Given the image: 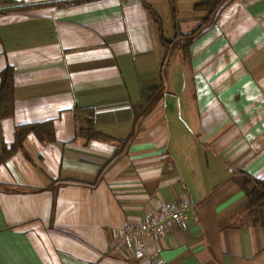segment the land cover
<instances>
[{
    "label": "crops",
    "instance_id": "crops-1",
    "mask_svg": "<svg viewBox=\"0 0 264 264\" xmlns=\"http://www.w3.org/2000/svg\"><path fill=\"white\" fill-rule=\"evenodd\" d=\"M179 4L188 33L204 13ZM160 7L173 20L167 0H0V135L21 142L0 160V264H264L234 179L264 180V0H226L172 75ZM167 206L186 219L110 252Z\"/></svg>",
    "mask_w": 264,
    "mask_h": 264
},
{
    "label": "trees",
    "instance_id": "trees-1",
    "mask_svg": "<svg viewBox=\"0 0 264 264\" xmlns=\"http://www.w3.org/2000/svg\"><path fill=\"white\" fill-rule=\"evenodd\" d=\"M170 6L172 17H173V29H174V36L171 39H166L163 36V26L162 21L157 20L159 25V37L162 41V45L166 50V54L170 53L175 45V41L177 42L179 37H183V41L181 42L180 49H185L188 43L192 40V38L201 31L207 24H209L214 15L218 12L221 6L224 4L226 0H200L193 4V10L204 12V17L202 18L201 22L191 29L188 33H182L179 28V24L176 21V0H167ZM41 5V4H38ZM20 7H15V9ZM22 8V7H21ZM166 57L164 58L165 64ZM12 68L10 66H6L3 70L0 71V120L1 117L8 114L10 111V92L12 87ZM160 91V87H155L151 89L144 90L142 93V99L148 100L150 97L156 96ZM45 124L47 127L50 124L49 122L42 123ZM33 130L36 133L37 125L35 124H28L23 125L21 128L19 127L18 132L24 134L27 131ZM39 134V133H38ZM96 137H104L103 135H96ZM0 143L1 148L3 150L2 157L0 160H3L6 156H8L16 147H18L21 142L19 138L17 142H14V145H11L8 152L6 151V147L4 143H2L1 135H0ZM7 152V154H6ZM234 179L239 184V186L244 191V194L248 200L247 202V214L250 218L252 224L256 226H264V180L255 178L251 176L249 173L238 170L234 173Z\"/></svg>",
    "mask_w": 264,
    "mask_h": 264
},
{
    "label": "built area",
    "instance_id": "built-area-1",
    "mask_svg": "<svg viewBox=\"0 0 264 264\" xmlns=\"http://www.w3.org/2000/svg\"><path fill=\"white\" fill-rule=\"evenodd\" d=\"M186 219L185 210L182 207L167 206L164 209L154 213L151 217L138 224L125 225L119 235L113 240L110 246V252L114 253L121 248V244L131 237H142L147 232L163 233L167 229L176 225L177 222H183ZM148 264H161L160 261L152 260Z\"/></svg>",
    "mask_w": 264,
    "mask_h": 264
},
{
    "label": "rangeland",
    "instance_id": "rangeland-1",
    "mask_svg": "<svg viewBox=\"0 0 264 264\" xmlns=\"http://www.w3.org/2000/svg\"><path fill=\"white\" fill-rule=\"evenodd\" d=\"M179 5L181 7L180 10L182 11L183 16L187 15V13L192 12V10H193V8H191V5H190V0H180ZM158 11L164 17V24H163L164 35L166 38H171L173 35V31H174L173 20H171L167 15H165L163 13V9L161 7L158 9ZM182 41H183V37H179L177 42L175 41V43L173 45H175L176 47L173 48L172 53L170 54V56H168V58L165 62V65H166L165 69L167 70L166 74H168V75L169 74L170 75L177 74L174 72H175V68L179 69V67H178L179 63H183L185 65V63H184L185 62L184 61L185 55H183V53L185 54V52H183V49H180V45H182L181 44ZM178 51L180 52V55H181V59H182L181 61L176 60L175 53H177ZM249 220H250V218H249Z\"/></svg>",
    "mask_w": 264,
    "mask_h": 264
}]
</instances>
